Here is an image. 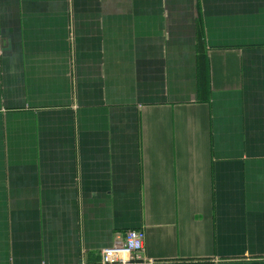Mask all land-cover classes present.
<instances>
[{"label": "crops", "instance_id": "0c3cea01", "mask_svg": "<svg viewBox=\"0 0 264 264\" xmlns=\"http://www.w3.org/2000/svg\"><path fill=\"white\" fill-rule=\"evenodd\" d=\"M128 230L264 264V0H0V264Z\"/></svg>", "mask_w": 264, "mask_h": 264}, {"label": "built area", "instance_id": "2783aa9c", "mask_svg": "<svg viewBox=\"0 0 264 264\" xmlns=\"http://www.w3.org/2000/svg\"><path fill=\"white\" fill-rule=\"evenodd\" d=\"M146 235L142 230L118 234L111 247L104 249L96 264H144Z\"/></svg>", "mask_w": 264, "mask_h": 264}, {"label": "trees", "instance_id": "16d2710c", "mask_svg": "<svg viewBox=\"0 0 264 264\" xmlns=\"http://www.w3.org/2000/svg\"><path fill=\"white\" fill-rule=\"evenodd\" d=\"M203 89V88H202Z\"/></svg>", "mask_w": 264, "mask_h": 264}]
</instances>
